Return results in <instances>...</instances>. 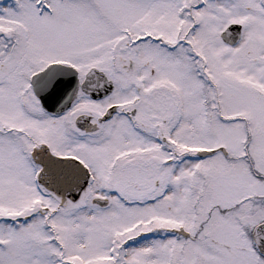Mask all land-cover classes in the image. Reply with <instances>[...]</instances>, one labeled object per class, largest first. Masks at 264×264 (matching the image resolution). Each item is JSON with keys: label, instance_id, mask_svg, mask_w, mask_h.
Segmentation results:
<instances>
[{"label": "snow or ice", "instance_id": "snow-or-ice-1", "mask_svg": "<svg viewBox=\"0 0 264 264\" xmlns=\"http://www.w3.org/2000/svg\"><path fill=\"white\" fill-rule=\"evenodd\" d=\"M0 264H264V0H0Z\"/></svg>", "mask_w": 264, "mask_h": 264}]
</instances>
